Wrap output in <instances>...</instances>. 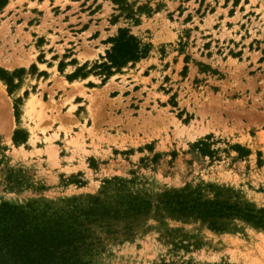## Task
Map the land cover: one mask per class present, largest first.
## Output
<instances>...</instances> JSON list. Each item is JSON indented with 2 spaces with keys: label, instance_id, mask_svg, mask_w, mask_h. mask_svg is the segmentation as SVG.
Wrapping results in <instances>:
<instances>
[{
  "label": "rangeland",
  "instance_id": "rangeland-1",
  "mask_svg": "<svg viewBox=\"0 0 264 264\" xmlns=\"http://www.w3.org/2000/svg\"><path fill=\"white\" fill-rule=\"evenodd\" d=\"M119 28L147 54L106 76ZM0 71V205L73 211L92 264H264L180 211L264 208V0H8Z\"/></svg>",
  "mask_w": 264,
  "mask_h": 264
},
{
  "label": "trees",
  "instance_id": "trees-1",
  "mask_svg": "<svg viewBox=\"0 0 264 264\" xmlns=\"http://www.w3.org/2000/svg\"><path fill=\"white\" fill-rule=\"evenodd\" d=\"M7 2L0 0V10ZM111 41V47L106 50L107 60L98 66L103 67L106 76L112 68H121L147 54V49L141 48L138 39L126 28H119ZM77 74L75 70L72 76ZM0 78L8 84L12 82L11 76L3 71H0ZM201 151L211 153L202 148ZM184 210L195 213L216 230L223 229L226 222L222 219L231 216L264 226V208L203 201L184 205L180 211ZM72 212H48L47 208L32 205H0V264H92L88 257L92 248L89 229L84 220H78Z\"/></svg>",
  "mask_w": 264,
  "mask_h": 264
},
{
  "label": "crops",
  "instance_id": "crops-1",
  "mask_svg": "<svg viewBox=\"0 0 264 264\" xmlns=\"http://www.w3.org/2000/svg\"><path fill=\"white\" fill-rule=\"evenodd\" d=\"M32 1V0H31ZM86 29H82L79 33H82L83 31H85ZM77 56V55H76ZM87 59H88V57H84V59H83V61L82 62H87ZM81 62V63H82ZM77 64H79V62L77 63ZM89 76L90 75H87L86 77H81V80H87V79H89ZM93 76V75H92Z\"/></svg>",
  "mask_w": 264,
  "mask_h": 264
}]
</instances>
